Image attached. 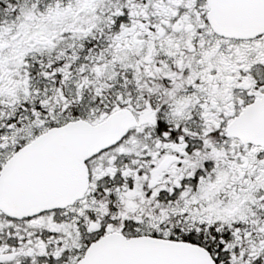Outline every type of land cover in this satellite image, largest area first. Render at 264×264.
<instances>
[{
	"label": "snow or ice",
	"instance_id": "1",
	"mask_svg": "<svg viewBox=\"0 0 264 264\" xmlns=\"http://www.w3.org/2000/svg\"><path fill=\"white\" fill-rule=\"evenodd\" d=\"M0 264H264V0H0Z\"/></svg>",
	"mask_w": 264,
	"mask_h": 264
}]
</instances>
